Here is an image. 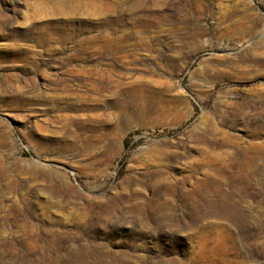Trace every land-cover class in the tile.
Returning <instances> with one entry per match:
<instances>
[{"label":"rangeland","instance_id":"obj_1","mask_svg":"<svg viewBox=\"0 0 264 264\" xmlns=\"http://www.w3.org/2000/svg\"><path fill=\"white\" fill-rule=\"evenodd\" d=\"M0 53V264H264V0H0Z\"/></svg>","mask_w":264,"mask_h":264},{"label":"bare ground","instance_id":"obj_2","mask_svg":"<svg viewBox=\"0 0 264 264\" xmlns=\"http://www.w3.org/2000/svg\"><path fill=\"white\" fill-rule=\"evenodd\" d=\"M39 4V3H38ZM37 8V7H36ZM43 10V9H42ZM43 12V11H42ZM41 12V13H42ZM41 14H40V12H36V13H34V16H37V17H39ZM35 18V17H34ZM35 29L39 32V33H42V32H46L47 30L44 28V26H38V27H35ZM66 38H67V36L66 35H64L63 37H61L60 38V40H62V41H64V40H66ZM53 40V37L51 36V33L50 32H48V33H44V36H38V38H37V42H38V45H41V46H43V45H48L51 41ZM81 43V42H80ZM86 43V42H85ZM95 43H97V42H95ZM83 45V44H82ZM111 45H109V44H104V46L103 47H106V48H109ZM19 47H16L15 45L14 46H10V47H7L6 49L7 50H19L18 49ZM21 50V49H20ZM22 51H23V49H22ZM25 51V50H24ZM50 53H52V52H54V51H52L51 49H49L48 50ZM2 52V51H1ZM17 53H18V51H17ZM1 54V53H0ZM4 56V55H3ZM76 59V60H80V57H72V59ZM78 62V61H77ZM90 71V70H89ZM91 72V71H90ZM88 73V72H87ZM101 74V73H100ZM105 81H104V78H103V76H101V75H99L97 78H94L93 80H92V82H91V88H93V90H95V91H100L101 89H103L104 87H105V83H104ZM138 82V81H137ZM108 83V82H107ZM108 85H110V87L112 88V86H115V84L113 83V82H109V84ZM107 85V86H108ZM109 87V86H108ZM110 91V90H109ZM108 91V92H109ZM112 92V94H115V91H111ZM2 95V94H1ZM75 95V94H74ZM75 97V96H74ZM83 98V97H82ZM31 99V98H30ZM67 99V98H66ZM56 100V99H55ZM59 100V99H58ZM83 100V99H82ZM98 100V99H97ZM99 100H102V99H99ZM117 100V99H116ZM74 101V100H73ZM103 101V100H102ZM102 101H99L100 103L99 104H93L91 107H90V109H91V111L92 110H101V112L99 113V112H96L97 114H91V115H87V118H86V121L85 122H83V124H85V125H88L89 127H94L93 129H95V126L96 125H100V124H102L104 121H106V120H110L111 118L109 117L110 116V112L112 111H110V112H108L109 110L107 109L106 110V106L104 107L103 105H101V102ZM93 102H94V100H93ZM75 103V102H74ZM118 103V101H113L112 103H111V105H112V107H113V105H116ZM71 104V103H70ZM83 107V106H82ZM87 107V106H86ZM89 107V106H88ZM71 108H73V110L75 109V106H72ZM69 110V109H68ZM80 112V111H79ZM113 112V111H112ZM99 113V114H98ZM85 115V114H84ZM115 117H117V116H115ZM65 118H67V117H65ZM69 118V117H68ZM82 118H83V116H82ZM108 118H110V119H108ZM112 118H113V116H112ZM118 118V117H117ZM72 120V119H71ZM114 120V119H113ZM68 121V120H67ZM110 122H111V120H110ZM107 123V122H106ZM104 124V123H103ZM210 124V123H209ZM98 128V127H97ZM88 129V128H87ZM93 129H92V131H93ZM215 134V133H214ZM215 140V139H214ZM260 150V149H259ZM261 153V152H260ZM232 159V158H231ZM261 172V171H260ZM207 181V180H206ZM240 196H242V195H240ZM225 197V199L229 202V204L230 205H235L236 207H238V206H240V205H242V203L243 202H245V200L243 199V197H238V198H234V197H232V195H225L224 196ZM233 198V199H232ZM229 205V206H230ZM241 207V206H240ZM239 207V208H240ZM227 262V261H226ZM239 264V263H238Z\"/></svg>","mask_w":264,"mask_h":264}]
</instances>
